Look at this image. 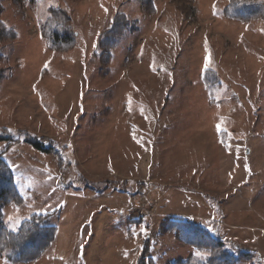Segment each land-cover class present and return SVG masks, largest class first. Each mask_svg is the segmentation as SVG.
I'll return each mask as SVG.
<instances>
[{
	"label": "rangeland",
	"instance_id": "374dc122",
	"mask_svg": "<svg viewBox=\"0 0 264 264\" xmlns=\"http://www.w3.org/2000/svg\"><path fill=\"white\" fill-rule=\"evenodd\" d=\"M228 2L0 0L15 32L0 44V138H19L2 158L24 201L2 208V225L16 232L49 214L56 228L38 259L0 264H140L146 251L153 264H206L159 234L173 217L264 264V19L229 21ZM49 8L69 14L72 49L50 52L39 37ZM116 14L127 29L102 80L97 46ZM20 132L51 140L58 155ZM145 212L146 222L127 223Z\"/></svg>",
	"mask_w": 264,
	"mask_h": 264
},
{
	"label": "trees",
	"instance_id": "16d2710c",
	"mask_svg": "<svg viewBox=\"0 0 264 264\" xmlns=\"http://www.w3.org/2000/svg\"><path fill=\"white\" fill-rule=\"evenodd\" d=\"M6 1L14 6H19L26 0ZM2 10L0 5V15ZM47 13V19L39 26V37L45 42L46 49L54 53H62L72 49L76 39L72 31L69 14L62 9L54 8H49ZM222 16L229 21L239 23L262 20V18L264 19V5L258 0H229L222 11ZM127 20L128 18L124 14H116L100 33L97 47L100 50L98 58L101 68L98 71V76L102 80L109 75L112 49L115 47L117 38L125 33ZM14 36L15 32L0 21V44L13 40ZM215 78L216 75L212 71H205L203 80L207 83L213 84ZM19 135L35 151L50 156L58 155L56 148L50 144L53 143L51 140L37 138L23 132H20ZM18 139V137L0 138V140L9 141L6 150L0 154V257H4L8 262L28 263L38 259L52 246L56 237V228L45 224L49 214L30 216L20 224L16 232H10L2 225V208L8 205L20 207L24 203L15 188L11 169L2 158L7 149ZM57 161L58 165L63 167L61 157H58ZM127 223L141 224L139 220H129ZM159 234H172L177 243L192 248L197 253L207 254L209 257L206 264H248L253 261H257V264H263L258 259V255L241 252L235 246L209 234L203 226L192 223L188 219L167 218L160 225ZM146 256L147 251L142 256L140 264H153L150 258L145 262ZM171 264H190V262L180 260Z\"/></svg>",
	"mask_w": 264,
	"mask_h": 264
},
{
	"label": "snow or ice",
	"instance_id": "6c2138e0",
	"mask_svg": "<svg viewBox=\"0 0 264 264\" xmlns=\"http://www.w3.org/2000/svg\"><path fill=\"white\" fill-rule=\"evenodd\" d=\"M208 65H207V63L205 64V67H207ZM45 67H47V64L45 65ZM222 123H223V121L221 122V124H218L216 127H217V131L218 132H221V133H226V129H224V128H222ZM224 141L223 140H221V143H223ZM9 219H11V218H9ZM141 231H144V232H146V229H141ZM197 255H200V253H197Z\"/></svg>",
	"mask_w": 264,
	"mask_h": 264
},
{
	"label": "built area",
	"instance_id": "2783aa9c",
	"mask_svg": "<svg viewBox=\"0 0 264 264\" xmlns=\"http://www.w3.org/2000/svg\"><path fill=\"white\" fill-rule=\"evenodd\" d=\"M150 212H151V211H149V213H150ZM148 215H149V216H148ZM150 215H151V214H148V213H147L146 216H142V217H141V221H145L146 218H148V217L150 218Z\"/></svg>",
	"mask_w": 264,
	"mask_h": 264
}]
</instances>
